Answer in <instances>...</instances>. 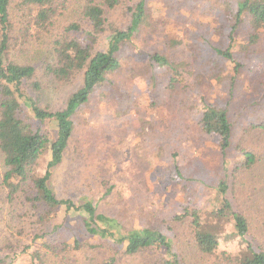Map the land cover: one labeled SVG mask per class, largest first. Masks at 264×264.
Masks as SVG:
<instances>
[{
    "label": "rangeland",
    "instance_id": "1",
    "mask_svg": "<svg viewBox=\"0 0 264 264\" xmlns=\"http://www.w3.org/2000/svg\"><path fill=\"white\" fill-rule=\"evenodd\" d=\"M85 1L69 0L54 26L38 34L26 32L32 18L18 9L20 0L12 3L10 57L36 68L41 91L26 85V93L49 112L65 109L70 96L82 87V74L62 83L44 78L43 72L44 65L52 62L56 40L68 36L89 43ZM140 1L120 0L116 10L107 11L108 24L126 30ZM239 1L145 0L147 24L123 44L120 70L97 86L74 116L63 161L51 178L58 199L76 204L91 201L99 214L117 220L118 229L148 227L167 235L171 253L182 264H237L227 257L239 259L248 252L244 240L229 237L230 218L220 222L215 217L219 199H228L234 211L247 215L248 243L254 250L264 249V149L261 161L251 169L243 167L244 155L236 149L246 128L264 124V28L260 39L251 44L249 36L255 31L245 18L232 40V16ZM78 23L81 32L65 33L69 25ZM110 34L98 37L93 45L96 52L106 51ZM218 49L229 51L232 59ZM154 55L164 57L170 66L158 64ZM20 101L21 118L47 142L29 169L31 181L45 175L57 129L51 120L35 119ZM207 105L229 109L232 146L226 154L221 153L218 135L201 130ZM3 162L0 152V264H62L60 259L35 255L39 246L32 237L36 233L45 232L57 243L99 242L87 234L86 216L72 211L61 209L56 218L40 224L43 209L29 202L33 194L29 182L9 202L8 189L2 187L7 170ZM223 181L229 185L226 195L219 191ZM194 212L218 242L211 256L195 245L190 218ZM115 249L120 251L118 256ZM98 250L97 258L116 257V264H159L169 259L164 249L135 256L126 255L120 245ZM70 253L63 264H86L88 257H94L87 248Z\"/></svg>",
    "mask_w": 264,
    "mask_h": 264
},
{
    "label": "trees",
    "instance_id": "2",
    "mask_svg": "<svg viewBox=\"0 0 264 264\" xmlns=\"http://www.w3.org/2000/svg\"><path fill=\"white\" fill-rule=\"evenodd\" d=\"M14 0H0V152L3 155L4 165L7 167L3 175L2 187L7 188L9 202L15 200L24 185L29 182L28 189L33 193L28 197L32 207L41 211L40 224L44 225L57 217L58 211L63 209L86 216L84 225L90 237L99 242H79L74 245L69 243H57L45 232L36 233L32 242L38 244L36 256H50L52 259H60L66 263V255H71L74 250L87 248L92 253V258L86 264H116V257L97 258L94 254L98 249H112L122 246L124 253L135 256L147 250L164 249L169 254V259H163L159 264H182L172 254V241L167 235L152 228H134L132 230L118 229L117 220L97 212L96 206L91 201L76 204L71 200H61L53 193L51 178L53 171L64 158L65 150L74 131L73 118L80 107L89 101L95 88L103 83L109 75L121 68L118 55L124 43L130 42L142 26L147 24L149 11L145 0H141L133 9L129 25L126 30L113 28L108 24L107 11L116 10L120 6V0H86L84 19L90 23L91 30L88 34L89 43L85 44L78 37H62L54 42L53 57L51 63L44 65V78H53L58 82H70L73 77L82 74V87L72 94L65 109L57 112H49L43 109L39 102L26 93V85L32 90L41 91V84L36 79V68L31 65L17 64L12 61L9 50L13 37V24L11 21V7ZM69 0H20L18 9L28 11L31 18L26 27V32L34 30L35 33L49 31L54 26L57 18L67 10ZM32 14L33 17H32ZM248 18L255 33L249 36L250 43L254 44L260 39L264 28V0H241L238 2V10L232 16L231 37L237 34L238 28L244 19ZM80 23L71 24L65 29V33L81 32ZM110 31L106 51L96 52L94 44L102 34ZM28 35L25 34L24 37ZM34 36V33L31 34ZM217 52L232 59L229 51ZM154 60L163 65L169 62L159 55H154ZM170 66V65H169ZM24 105L30 110L33 117L39 121L51 120L56 125L57 137L51 144V160L43 177L29 179V169L39 159L47 142L39 131H34L32 125L21 118ZM201 130L208 135H218L222 154L232 146V123L229 118L227 106L216 107L207 105L200 122ZM237 142L236 149L243 153V167L251 169L261 161V150L264 149V124H253L246 128ZM247 144L249 147L247 148ZM229 189L227 181L219 185V191L226 195ZM28 193V191H27ZM35 194V195H34ZM219 209L215 217L220 221L227 220L233 223L229 237H239L248 246V252L237 259L227 257L229 261L237 264H264V249L254 250L248 243L247 234L251 225L247 215L236 212L228 199H219ZM191 225L195 234V245L203 254L211 256L217 250L218 242L210 231L202 227L200 216L194 212L190 214ZM179 219H184L180 217ZM26 247L25 250H28ZM113 252L118 256L119 250ZM64 255V256H63ZM87 259V258H86ZM95 260V261H94ZM1 263V259H0ZM73 264H82L75 261Z\"/></svg>",
    "mask_w": 264,
    "mask_h": 264
}]
</instances>
